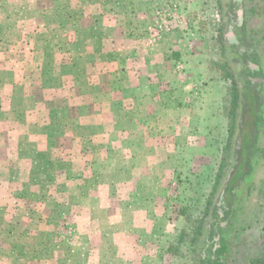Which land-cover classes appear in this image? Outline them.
Instances as JSON below:
<instances>
[{"label": "rangeland", "instance_id": "1", "mask_svg": "<svg viewBox=\"0 0 264 264\" xmlns=\"http://www.w3.org/2000/svg\"><path fill=\"white\" fill-rule=\"evenodd\" d=\"M232 37L264 92V0H0V264H200L252 78ZM256 123L225 264L264 255Z\"/></svg>", "mask_w": 264, "mask_h": 264}, {"label": "trees", "instance_id": "2", "mask_svg": "<svg viewBox=\"0 0 264 264\" xmlns=\"http://www.w3.org/2000/svg\"><path fill=\"white\" fill-rule=\"evenodd\" d=\"M237 18H239L238 14ZM237 20L238 24L242 23V19ZM233 23L230 22V28ZM245 39L237 41L232 37L228 40L233 50L232 54L236 56L234 65L239 63L252 77L247 81V91L244 89L243 94L239 95L238 91L234 94V101L237 104L240 102L239 108L241 109V117L238 122L239 136L236 142L238 145L234 151L237 164L226 175L221 193L206 206L210 222L207 225V234L203 239V248L199 253L200 264H225L229 251L224 232L231 224L230 217L234 211V202L239 197L238 191L247 180L246 177L252 169L251 161L256 155L255 142L259 135L256 122L264 109V92L262 83L258 82L254 76L261 74L262 69L259 54L254 46ZM252 264H264V255L255 258Z\"/></svg>", "mask_w": 264, "mask_h": 264}, {"label": "water", "instance_id": "3", "mask_svg": "<svg viewBox=\"0 0 264 264\" xmlns=\"http://www.w3.org/2000/svg\"><path fill=\"white\" fill-rule=\"evenodd\" d=\"M241 13H242V12H241V11H239V16L241 15Z\"/></svg>", "mask_w": 264, "mask_h": 264}]
</instances>
